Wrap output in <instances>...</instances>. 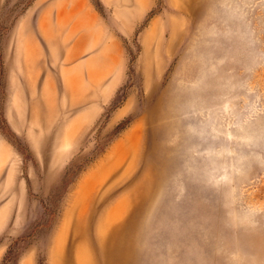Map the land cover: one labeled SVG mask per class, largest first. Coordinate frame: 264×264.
<instances>
[{"label": "rangeland", "instance_id": "rangeland-1", "mask_svg": "<svg viewBox=\"0 0 264 264\" xmlns=\"http://www.w3.org/2000/svg\"><path fill=\"white\" fill-rule=\"evenodd\" d=\"M0 264H264V0H0Z\"/></svg>", "mask_w": 264, "mask_h": 264}]
</instances>
